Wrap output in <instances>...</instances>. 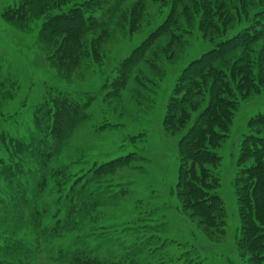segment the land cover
I'll use <instances>...</instances> for the list:
<instances>
[{"label": "rangeland", "instance_id": "rangeland-1", "mask_svg": "<svg viewBox=\"0 0 264 264\" xmlns=\"http://www.w3.org/2000/svg\"><path fill=\"white\" fill-rule=\"evenodd\" d=\"M71 8L86 30L50 36ZM250 137L264 0H0V264H264Z\"/></svg>", "mask_w": 264, "mask_h": 264}, {"label": "trees", "instance_id": "trees-1", "mask_svg": "<svg viewBox=\"0 0 264 264\" xmlns=\"http://www.w3.org/2000/svg\"><path fill=\"white\" fill-rule=\"evenodd\" d=\"M61 13V14H60ZM60 14V15H59ZM59 15V16H58ZM84 16L79 13V11L74 9H69L67 12H58V14L52 18V21L49 23L51 34L50 36H55L59 33H68L69 35L72 34H80L81 32H84L86 30V27L82 24ZM46 33V32H45ZM248 41V40H247ZM203 68L205 64H199ZM64 104L68 105L63 101ZM227 104V103H226ZM225 104V106H226ZM64 105V106H66ZM80 105L73 104L71 105L70 112H72L74 115L77 114L79 110ZM67 109H69L67 107ZM195 134H192V136H189L186 138L187 143L186 147L187 150L190 147H194V138ZM243 149L245 153H247L248 156L256 157L259 159H262L264 157V139L259 138H248L246 143L243 145ZM191 159L188 155V159L192 160L196 163H204L213 160L214 158H217L214 154H212V151L208 148H198L197 150H194L191 152ZM187 154V152H186ZM190 154V153H189ZM114 164V162L110 163ZM254 172L259 173L260 167H255L253 169ZM183 183V182H182ZM187 188L190 189L189 195L186 197L187 199H194L192 202V211L193 214H197L198 217L202 220L204 223H211L218 217V205L220 203V198L216 194H211L208 190L204 189V187H199L198 184H195L194 182H189L187 184ZM259 190V189H257ZM264 192L259 190V194H262ZM262 202L264 203V197L261 198ZM207 225V224H206ZM211 225V224H210ZM249 234V232H248ZM252 248L253 251L264 249V233H260L257 237H255L254 240H252Z\"/></svg>", "mask_w": 264, "mask_h": 264}]
</instances>
